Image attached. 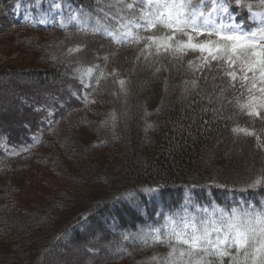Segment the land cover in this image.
Segmentation results:
<instances>
[{
    "label": "trees",
    "instance_id": "obj_1",
    "mask_svg": "<svg viewBox=\"0 0 264 264\" xmlns=\"http://www.w3.org/2000/svg\"><path fill=\"white\" fill-rule=\"evenodd\" d=\"M37 2L0 0V43L21 57L0 68V88L19 89L29 116L22 130L0 127V264H48L59 247L63 260L74 248L87 250L79 264H148L167 248L145 247L140 236L164 216L185 206L191 213L213 205L264 207V186L241 190L264 176V150L232 129L264 138V120L238 108L239 87L229 88L215 68H190L188 60L199 63L196 54L145 59L142 45L94 33V18H103L100 9L109 11L112 0ZM55 4L86 23L48 21ZM246 4L264 10L261 0ZM229 11L246 29L255 26L235 0ZM93 65L99 67L82 83L77 69ZM216 140L227 141L215 165L193 170ZM246 147L241 171L251 160L256 173L231 177ZM36 166L44 172L34 174ZM29 173L38 180L30 182Z\"/></svg>",
    "mask_w": 264,
    "mask_h": 264
},
{
    "label": "snow or ice",
    "instance_id": "obj_2",
    "mask_svg": "<svg viewBox=\"0 0 264 264\" xmlns=\"http://www.w3.org/2000/svg\"><path fill=\"white\" fill-rule=\"evenodd\" d=\"M229 3L230 0H112L107 5L109 11L100 9L103 18H94L92 30H103L119 44L142 45L140 53L145 59L148 55L167 54L182 61L196 54L199 63L188 60L190 68H215L221 79H227L229 88L242 90L236 97L238 108L264 120V10L253 11L251 4L235 0L237 6L247 7L249 20L255 24L246 29L241 23L231 22ZM224 14L228 23L224 22ZM98 67L77 69L81 82L84 76L91 78ZM103 76L101 72L99 78ZM119 83L123 86L125 82ZM192 83L195 86L196 82ZM241 97H245L243 101ZM232 131L254 137L257 147L264 150V138L254 129L238 126ZM258 186H264V176H257L241 190ZM140 239L145 247L167 248L166 253L150 257L148 264H264V207L225 209L213 205L211 210L197 207L196 213H191L185 206L182 213L164 216L158 227L142 230Z\"/></svg>",
    "mask_w": 264,
    "mask_h": 264
},
{
    "label": "rangeland",
    "instance_id": "obj_3",
    "mask_svg": "<svg viewBox=\"0 0 264 264\" xmlns=\"http://www.w3.org/2000/svg\"><path fill=\"white\" fill-rule=\"evenodd\" d=\"M40 2L41 3L44 2V4L47 6H50L52 4V0H42V1L39 0V3ZM39 3L37 2V4ZM70 16L71 15L67 14V11L64 12V10L60 7V8H54L52 16L49 17L48 15L45 17L46 19H48V21H52L53 23L54 22L61 23L62 21L65 24L64 18H66L67 21L74 20V22H76L77 25H83L86 23L80 17L78 19H72ZM224 22L225 23L229 22L227 14H224ZM231 22L236 23V20L233 16H232ZM30 35L35 36L37 38L40 36L39 33L37 34L33 33ZM19 60H21V57L19 54L17 53L12 54L9 48L5 47L2 43H0V68H4L10 63H15V62L17 63ZM14 82H16L14 84H18L20 86L23 85L25 88L31 87V84L25 83L24 81L21 82V80L14 81ZM24 104H25L24 100L21 99V91L17 89L14 85L6 84L4 87H1L0 88V127H5L10 130L14 128L18 130H22L23 121H25V119H29L28 114L22 111L21 109L24 106ZM26 105L27 103L25 104V106ZM226 141L227 140H220L218 143H216L217 142L216 140L210 143V145L206 149H204V151L202 152V157L200 158L198 162H196L193 165L192 169L197 170L198 172H203V171L206 172L210 170V169H207V167H209L210 164L212 166L215 165L216 163L215 156L216 154H221L224 151V144L226 143ZM237 162L238 164L231 171L232 173L231 177H234V178H236L237 175H242L241 173H243L241 170H243V166H244L243 162H245V155H241L239 158V161ZM41 172H44V169L39 168V166H36L34 174L41 173ZM24 174L25 173H21L19 178H22ZM36 177L37 175L35 176V178H31V174L30 173L27 174V178L30 182H32L31 180L37 181L38 178ZM26 185H24L23 187H25ZM63 250H64L63 247L57 248L54 251L53 259H51L48 262V264H79L80 261L84 260V257L87 255V250L83 251L81 247L74 248L72 250H70V248H67V251L70 250V252L72 253L71 254L72 257L69 258V260L67 259L63 260L59 258V255L62 253ZM95 250L99 251L98 248H95ZM108 251H111V250H108Z\"/></svg>",
    "mask_w": 264,
    "mask_h": 264
},
{
    "label": "bare ground",
    "instance_id": "obj_4",
    "mask_svg": "<svg viewBox=\"0 0 264 264\" xmlns=\"http://www.w3.org/2000/svg\"><path fill=\"white\" fill-rule=\"evenodd\" d=\"M247 150H248V147H246L243 151H242V155H246L247 154ZM245 163H243L244 165ZM255 164L253 162H251V160H248L247 161V165H246V172L244 170L243 172V178H248L252 175H254L256 172H255ZM242 177V176H241Z\"/></svg>",
    "mask_w": 264,
    "mask_h": 264
}]
</instances>
